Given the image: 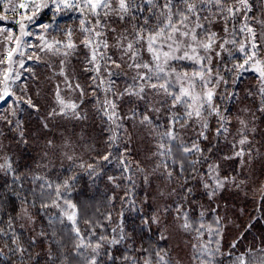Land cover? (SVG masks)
<instances>
[{
  "label": "trees",
  "instance_id": "16d2710c",
  "mask_svg": "<svg viewBox=\"0 0 264 264\" xmlns=\"http://www.w3.org/2000/svg\"><path fill=\"white\" fill-rule=\"evenodd\" d=\"M198 7L204 8L199 13L202 17L209 16L210 18L216 12V9L212 10V5H198ZM42 10L34 23L24 22L27 28L35 29L42 23L48 22L51 12ZM143 15H147V13ZM79 16L81 15L76 17ZM76 17L73 18L70 11L63 13L59 25L56 26V31L60 29L63 22L70 24ZM127 23H129L128 27H131L133 21ZM140 23L143 24L142 19ZM156 23V19L152 18L149 27ZM226 47L234 50L232 44L230 47ZM234 55L235 61L229 58L227 52L222 53L224 62L229 66L233 62H243L242 55ZM218 59L213 56L214 65ZM173 66L180 72L187 71L189 75L198 69V65L188 61H175ZM220 66L223 67V65ZM140 71L145 70L141 69ZM135 73L136 70L132 75L134 76ZM119 79L120 84L115 92L117 96L124 93L125 89L130 86L133 89L138 88L132 78L122 76ZM228 79V91H235L237 95L231 99L224 98L225 86L221 85L222 88L217 90L218 95L214 98V104L220 107L221 112L229 120L226 125L228 131L217 136L216 129L219 127V118L214 115L207 117L208 139L200 141V147L204 150L207 160L195 166L196 172H193L191 161L199 157L200 153L188 154L186 157L180 147L182 142L190 147L191 141L197 139L196 133L200 129L195 123L187 129L177 126L179 138L172 144L171 155L165 153L161 156L158 154L161 151L159 148L161 142L165 143V147H168L170 143L161 141L160 137V133L167 127L168 116V113L162 110L160 114H150L155 123L162 125L157 131H153L152 126H141L138 120L123 121L127 132L122 136L119 147L112 149L116 158L112 159L111 163L99 158L110 150L107 138L113 134L109 129L114 125L107 122L105 117L98 112L77 120L80 123H70L69 126L73 125L70 128L73 129L74 134H76L75 131L84 133L85 143L82 145L86 146V151H89V157L94 154L93 158L86 159V162L71 160L68 164L54 169L50 174L43 173L37 166V156H39L37 151L44 148L41 143L48 137L46 135L48 131L42 128L39 119L36 118L37 113L25 107L20 108L24 112L18 110L17 116L10 118L14 122L19 120L24 124L27 143L23 144L20 137L21 125L18 128L15 123L7 124L0 130V148L1 145L6 147L7 144L9 148V157L0 169V264H91L95 253L89 245L94 246L101 235H105L109 239L118 238L120 235H124L126 238L121 244L111 247L104 243V246L98 250L100 255L96 257L97 264H133V261H136L137 264H144L146 258H150L155 264L157 252L165 256V264H174L168 250L169 246L162 238L160 227L155 223L143 224V220H150L156 216L157 210H163L167 215L173 216L175 222L176 220L179 222L183 238L186 241L190 240L196 264H234L233 257L223 252L226 250L219 243V232L214 231L218 229L216 220L213 219L214 215L200 216L201 212L214 211L217 203L221 200L220 197L218 198L219 194H217L216 188V194L209 199L207 193L214 188L215 181L211 182V188L206 189L204 183L208 177L202 176V173L207 171L209 164L219 166L217 171L211 175L222 180L225 177L228 178L223 186L227 189L223 195L224 201L228 203L229 211L236 215L239 214L241 208L243 214L241 216L239 214L238 221L240 229L249 228L252 225L257 229L260 226L259 215H262L264 210V189L259 188V184L257 182L253 184L252 181L259 180L256 179L257 175L255 176V174L261 168L258 159L264 154L262 141L255 143L256 134L261 135V138L264 139V112L258 110L261 107L259 96L247 95L249 91L257 92V75L253 71L249 70L243 73L235 85L231 83V76ZM112 99H114L113 94ZM148 99L153 100L154 98L149 94ZM240 103L244 109H248L247 112L245 111L247 128L244 129V133L249 143L238 147L239 144H236L238 140L232 138L238 136H240L238 138H242L241 131L238 130L237 123L235 125L234 119L236 104ZM116 104H118L117 111L122 116L131 115L133 109L143 114L149 107L144 100L128 95L120 97L119 100H116ZM125 107L127 109L123 112ZM176 111L182 113L183 109ZM86 112L88 113L89 110ZM129 135L136 140V146H133L129 141ZM234 143L236 148H233ZM125 147L129 150L127 158L132 165L131 173L122 172L121 167L118 166L120 154ZM210 147L211 151L209 152ZM241 147L245 150V155L242 158L243 164L240 157L225 159L226 156L234 157L235 152ZM252 158L256 160L255 164H249ZM89 164L96 165L95 172L98 175H88L87 166ZM137 164L143 169L142 172L136 170ZM158 164L159 167H157ZM165 164L168 165L167 170L164 167ZM8 165L11 166V170H7ZM181 165H183V171H181ZM149 166H154L155 170L163 172L167 177V171H172V177H168V183L162 182V178L160 181L169 186L168 194H171L170 197L174 194L173 200L172 197L170 199L167 197V200L163 199L164 197L158 198L156 189L152 188L154 183L149 178L148 182H145L146 168ZM129 175L132 176L134 185L128 181L127 176ZM71 176H75L76 179L70 192L65 191V196L77 205V226L81 232L80 237L76 236L71 222L61 216L59 209L42 206L45 203L51 204V201L56 199L54 192L56 184H63ZM15 177L19 179H14ZM109 177L114 179L110 181ZM48 182L52 183V190L41 189L40 185ZM243 182H250V186L243 187L245 185ZM259 183L262 182L259 181ZM189 188L192 190L191 194L187 191ZM130 189L131 194L128 197L130 203L125 204L122 197ZM163 190L166 194L167 190ZM41 192L45 194L42 196ZM49 192H51L50 196ZM59 203L62 207L64 206L63 200H60ZM165 207L168 211L164 210ZM25 208H27V214L24 212ZM177 208L180 209L179 212H177ZM109 213H111V220L108 219ZM184 213H187V219L193 225L187 230L183 228ZM23 215L28 216V221L22 219ZM50 219L55 222L50 224ZM113 229L116 231L113 232ZM93 232L95 235L92 234ZM13 240H16L15 244L12 242ZM81 242L84 246L78 248L77 245ZM19 249H24V251L21 252ZM109 255L113 259H109ZM125 256H130L132 259L125 260L123 259Z\"/></svg>",
  "mask_w": 264,
  "mask_h": 264
},
{
  "label": "snow or ice",
  "instance_id": "6c2138e0",
  "mask_svg": "<svg viewBox=\"0 0 264 264\" xmlns=\"http://www.w3.org/2000/svg\"><path fill=\"white\" fill-rule=\"evenodd\" d=\"M5 0H0V3H4ZM11 0H8L10 4ZM236 3L243 5V10L245 11L244 23L239 29L240 33H246L250 39L245 40V42H239L235 38L231 40H219L217 33L210 31L208 25L217 22L218 20L225 21V33L228 32L227 21L234 20L236 15L241 12V8L236 7L235 4H230L229 0H40L36 3L35 0L31 5L26 3H20L17 7L18 9L27 10L31 7L34 10L32 16H27V21L29 24L34 23L37 18V13L41 9H47L53 11V17L55 18L56 13H59L65 9H80L81 15L84 12H88L90 15L85 19L80 20L81 31L90 34L89 37L83 41L86 48L90 49V58L86 57V63L92 65V67L86 68L85 71H95L97 75L100 73V61L105 60L109 65H114L116 69L122 67L121 63L111 55L107 54L109 48H116L120 51V61H124L127 57V68L135 69L136 73L132 76V79L136 82L138 86L137 89H133L131 86L126 88L124 93H120L119 96L113 91L112 87L109 86L105 89L106 92H112L114 99L105 98L103 104H100L99 111L105 117L107 122L114 125L110 128L113 134L107 138V143L109 145V152L99 159L108 163L112 162V159L116 157L113 155L112 149L118 148L121 142V138L127 129L123 123L124 120H138L139 124L144 127L152 126L153 131L159 130L162 125L157 124L152 119L151 113L160 114L163 111L168 113L167 116V127L163 132L160 133L161 141H168L169 146L165 147V143L161 142L159 148L161 151L158 153L163 156L167 153L169 156L172 153V144L179 138V132L177 131V126L183 129L192 127L193 123L200 129L196 133L197 139L191 141V146L189 147L185 143H181L185 156L188 154L200 153L199 157L191 161L193 166V172H196V165L206 162L207 157L204 155V150L200 147V141L208 139L209 124L207 117L216 116L219 118V127L216 129V135L219 136L228 131L226 125L229 123L227 116L221 112L220 107L214 104V98L218 95V89L221 85L225 86L224 98L231 99L237 95L235 91H228L229 79L231 76V83L235 85L240 79L243 73L249 70L257 73L258 88L257 92L253 93L249 91L247 95L254 96L258 95L260 98L261 107L258 109L264 112V59H261L259 53L261 51V37H258L256 30L248 23L252 17L247 15V12L251 11V6L248 0H236ZM198 5H212L215 7L216 12L213 14L212 18L209 16H200L199 13L204 10L203 7H198ZM12 11L17 9L13 8ZM101 12H103V17L107 19L110 15L117 17L118 21L127 23L133 21L131 24V31L125 28L122 32L117 33L113 37L114 43H109L107 32L108 31L117 32L116 28L111 27L102 20ZM141 15H137V14ZM147 13V15H143ZM7 17H2L0 19H6ZM152 18H155L157 23L149 27ZM143 20V24L140 20ZM201 21H206L207 23H202ZM262 26H264V21H257ZM91 24L92 27L87 25ZM194 24V26H193ZM52 25L44 24L42 27L46 31ZM27 25L24 22H20L21 36L15 37L16 48H10L7 52V58L0 57V65L7 64L8 67L0 69V106L7 105L11 111L7 114H0V120H4L8 124H13L19 128L21 121L16 120L15 122L10 117H15L16 113L20 109L21 104H27L29 108H35L36 105L33 104L30 97L26 95H16L13 90V85H16V81L20 79V73H14L12 68L14 54L19 52V55L23 56L24 52L19 51L22 37L27 36L30 33L26 31ZM199 30V31H198ZM235 32V29L233 30ZM68 42L63 44L65 51L63 55L68 57L76 49V45L71 41V30L67 33ZM9 41L13 39L11 35L7 37ZM43 41L44 37L40 36ZM56 45H61V41H56ZM219 44V50L216 49V45ZM232 44L234 47L239 44L237 51L242 54L241 59L243 62H233L231 66L226 64L223 60L222 53L227 52L231 60L235 61L236 57L234 52L228 49L226 46ZM54 45L45 43L41 51L47 50L49 52L53 51ZM150 54L151 59L145 61L142 56V50ZM56 52H60V48H56ZM213 53L215 57L219 58L216 65L213 64ZM31 59V57H29ZM39 60V56L36 57ZM175 61H192L194 64L198 65V69L194 71L191 76L187 71L180 72L173 62ZM65 61H61L63 65ZM220 65H223L221 67ZM20 67H24V62L20 61ZM144 69L145 71H140ZM108 76L117 77L120 75L119 72L112 71L111 67L105 69ZM60 75H64L63 68L61 69ZM67 79V77H66ZM95 80V77H93ZM103 83V81H101ZM115 80H111L110 84H114ZM176 85H179L177 88ZM69 89H72V85H67ZM20 88L19 85H16ZM77 89H80L81 95H84L83 89L79 84L76 85ZM26 94V86L20 89ZM149 94L153 96V100H149ZM57 102L62 105L60 112L58 114L65 115V109H71L73 115L77 119H82L79 113L76 111L79 107L76 103L66 104L65 101L60 97L59 89L57 91ZM123 95L135 96L141 100H144L149 107L146 113H138L135 109L131 111V115L122 116L117 111L116 99L122 97ZM163 96L162 99H156ZM99 104V101L97 102ZM159 105V106H157ZM177 109H183V112L176 111ZM248 111V109H244ZM55 114V110H54ZM243 126L241 129L242 138L238 141L239 145H245L249 143L244 129L247 128V122L243 119L239 121ZM47 127V125H45ZM21 136L23 135L21 131ZM131 137L129 135V141ZM51 144V142H49ZM233 148H236V144H233ZM128 148L125 147L124 151L121 152V158L119 159V167H121L122 172L131 173L132 165L128 155ZM211 151V147L208 149ZM245 155L244 148H240L235 152L234 157L226 156L225 159H233L235 157L241 158V163L243 164V156ZM250 155V153H249ZM69 159H72L69 157ZM99 163V161H98ZM160 165L158 164L157 167ZM83 167V165H81ZM88 175L92 176L97 174L95 172L96 165L89 164ZM165 169H168V165H164ZM218 165L209 164L206 172L202 173V176H207L208 180L204 183L206 189L211 188V182L215 181V187H223L228 181L225 177L223 180L217 177H213L211 173L217 171ZM7 170H11V166H7ZM137 171H143V169L137 164ZM183 165H181V171H183ZM155 171V170H154ZM169 178L172 177V171H167ZM14 179H19L15 177ZM37 179H40L37 177ZM76 177L71 176L63 182V184L57 183L54 189L56 199L51 201V204L45 203L42 206L44 208L56 207L60 210L61 216L66 218L67 221L71 222L72 229L77 237L81 236L79 227L77 226V205L71 202L65 196V191L70 192L71 187L75 182ZM114 178L109 177L112 181ZM128 181L134 185L132 181V176H127ZM145 182H148V177H144ZM234 179V178H232ZM186 183V182H185ZM41 189L52 190L53 185L51 182L46 184L42 183L40 185ZM119 187V185H117ZM188 193L191 194V189H187ZM45 193L41 192L43 196ZM131 194V189L126 192L122 200L125 204H129L128 197ZM209 199H211L215 194V188H213L208 193ZM18 195V194H17ZM51 195V192L48 193ZM163 195V193H161ZM115 199V197H113ZM60 200L64 201V206L62 207L59 203ZM27 203V201H24ZM131 206V205H130ZM168 211L167 207L164 209ZM180 209L177 208V212ZM25 214H27V208L24 209ZM123 215V213H121ZM200 216L203 217L204 213L201 212ZM185 223L183 224L184 229H190L193 227L187 219V213H184ZM60 219V217H57ZM108 219L111 220V213L108 215ZM50 224L55 221L50 219ZM63 222V220H61ZM152 223L159 224V216H153L150 220H143V224L150 225ZM219 220H217V224ZM102 226V225H101ZM203 227V225H201ZM113 232L116 230L113 229ZM199 231V229H197ZM95 235V232L92 233ZM126 237L120 235L117 237H112L109 239L105 235H101L96 241L95 245L92 246L93 253L95 255L92 257L91 264H97L96 257L100 255L99 249L107 243L109 247L121 244ZM163 238V237H162ZM14 244L16 240L12 241ZM83 242L78 244L77 247H83ZM131 247V246H130ZM11 250V249H10ZM21 252L24 249H19ZM146 251V250H144ZM157 260L155 264H165V256L161 255L159 252L156 254ZM109 259H113L109 255ZM125 260H131L132 257L125 256ZM133 264H137L133 261ZM144 264H153L150 258L144 260Z\"/></svg>",
  "mask_w": 264,
  "mask_h": 264
},
{
  "label": "rangeland",
  "instance_id": "374dc122",
  "mask_svg": "<svg viewBox=\"0 0 264 264\" xmlns=\"http://www.w3.org/2000/svg\"><path fill=\"white\" fill-rule=\"evenodd\" d=\"M32 2L33 0H11L9 4L8 0H5L4 3H0V18L7 17L6 19H0V57L6 59L8 50L10 48H16L15 37L21 36L20 22H26L28 24L27 16H32L34 14V10L31 7L25 10L18 9L17 6L20 3L31 5ZM35 2L39 3L40 0H35ZM229 3L235 4L236 7L241 8V12L236 15L234 20L227 21L228 32L225 33L224 31L226 26L224 20H218L217 22L210 24L208 28L210 31L217 33L219 40H231L235 38L241 43L245 42V40L250 39V37H248L246 33L239 32L240 27L245 22L243 5L236 3V0H229ZM248 3L251 6V11L247 12V15L252 17L248 23L256 30L258 37L264 38V26L257 23V21H264V0H248ZM13 8L17 10L12 11L11 9ZM211 8L212 10L215 9L214 6ZM53 11L55 10L53 9ZM53 11H50V21L48 20V22L42 23L35 27V29L26 27L25 30L30 34L22 37L19 49V51L24 52V55L21 56L19 55V52H17L14 54L12 63L14 73H20V79L16 81V85H19L20 88L13 85V90L16 92V95H26V97H30L33 104L36 105L35 108H29L27 104H21L20 108L25 107L26 109L37 113L38 116L36 118L39 119L42 128L48 131L46 133L48 137L43 143H41V145H44V148L37 151V154L39 155L37 156V166L40 171L46 174H50L54 169L56 170L58 167L68 164L71 160L85 161L86 159H92L94 156L93 154L89 157V151H86V146L82 145L85 143L83 137L84 133H81L80 131L77 133L75 131L76 134H74L73 129L70 128L73 125L69 126L70 123H80V121H77L80 119L75 118L71 109H65V115L58 114L62 107V105L57 102L56 94L58 89L60 97L66 104L76 103L79 106L76 111L84 118L95 112L101 113L99 111L100 104H103L106 97L112 99L113 94L112 92H106L105 89L111 86L113 91L116 92L120 84V81L118 82V80H120L119 78L122 76L132 78V73L135 70L127 68V57H125L124 61H120L121 53L113 47L107 50V54L111 55L113 59L119 61L122 65L121 68L116 69L114 65H109L105 60H101L99 75H97L95 71H85L86 68L92 67V65L86 63V57L90 58L91 55L90 49L86 48L83 44V41L86 37H89L90 34L81 31L80 20L85 19L90 14L85 11L84 14L81 15L80 9H65L56 13L54 18ZM69 11L73 14V18L78 15L81 16L76 17V19L70 24L63 22L60 29L56 31V26L59 25L62 14ZM38 14L39 13L36 15ZM100 18L104 20L106 24L117 29L116 33L108 31L107 28L104 29V31L107 32L110 44L114 43L113 37L116 36L117 33L122 32L125 28L131 31V27H128L129 23L118 21L117 17L114 15H110L105 19L103 17V12H101ZM204 23L207 22L205 21ZM44 24H51L52 26L45 31L42 27ZM87 26L92 27L91 24ZM234 29L235 32L233 31ZM69 30H71L72 33L71 41L76 45V49L72 55L65 57L63 55V52L65 51L63 44L68 42L67 33ZM9 35L13 37L11 41L7 39ZM40 36L44 37L43 41L40 39ZM56 41H61L62 44L56 45ZM45 43L53 44V51H41V48L44 47ZM227 46L230 47L231 44H228ZM238 47L239 44H237L232 51L234 54L242 55L237 51ZM56 48H60V52H56ZM218 48L219 44L216 45L217 50ZM212 55L215 56V53ZM37 56H39V60L36 59ZM142 56L145 61L151 59V56L146 49L142 50ZM259 56L261 59H264V39H261V51ZM29 57H31V59ZM62 60L65 61L63 65L61 64ZM20 61L24 62L23 68L20 67ZM7 67V64L0 65V69ZM108 67H111L114 72H119L120 75L110 78L105 70ZM62 68L64 75H60ZM255 74L258 75L257 73ZM93 77H95V80ZM111 80H115V83L110 84ZM101 81H103V83H101ZM258 83L257 80V86ZM68 84L72 85V89L68 88ZM77 84L83 89L84 95H81L80 89L76 88ZM25 86L27 88L26 94L20 90ZM0 87H2V85H0ZM176 87L178 88L179 85H176ZM221 88L222 87L220 86L219 89ZM162 97L163 96L161 95L160 98L162 99ZM116 100H119V98ZM98 101L99 104L97 103ZM236 105L237 107L235 108L234 114L235 125L237 123V128L241 131L243 126L239 121L241 119L246 121L247 117L244 108L242 107L243 105L241 103ZM126 107L123 109V112L127 109ZM86 110H89V112L87 113ZM10 111L11 109L7 105L0 106V114H7ZM21 111L24 112L23 109ZM119 111H121L120 108ZM7 124L8 123L4 120H0V130L4 126H7ZM20 125L23 133L22 136L20 134V137L23 140V144H25L27 143V136L24 135L26 130L23 123ZM45 125H47V127H45ZM133 128L135 127L133 126ZM238 137L232 139L236 138L239 141L241 138ZM256 137L257 140L255 143L262 141L261 143H263L264 148V139L261 138V135L256 134ZM49 142H51V144ZM130 142L133 146H136L137 142L133 136L131 137ZM236 144L238 145V143ZM7 146L8 144L6 147L5 145H1L2 149L0 148V169L1 165L7 160V157H9V148ZM238 147H240V145H238ZM262 152H264V149ZM69 157L72 159H69ZM258 160L261 168L256 171L255 176L257 175L256 179L259 180H254L252 183L255 184L257 182L259 184L258 187L264 189V154H262ZM254 161L256 160L252 158L249 161V164H255ZM153 167H147L146 173L149 180L154 183L152 188L156 189L157 197H164L163 199L165 200L172 197L173 200L175 197L174 194L171 197V194H168L169 186L165 185V183L162 184L163 181L168 183V177L165 176L163 172L155 170ZM160 178H162V182L160 181ZM259 181L262 183H259ZM244 184L243 187L250 186V182H245ZM214 188H216L215 183ZM163 189L167 190L166 194H164ZM219 189L220 188H216L218 192L217 194H219L218 198L220 197L221 199L220 202L217 203L214 211H206L204 212V215H214L213 219L216 220V224L217 220H219V223L217 224L218 229H215L214 231L219 232V243H221L222 248L226 250L223 252H226V254L228 253V255L233 257L234 264H264V210L263 214L259 215L258 223L260 226L257 229L253 227V225L249 228L240 229L241 227H239L238 221L240 218L239 214L240 216L243 214L241 213V208L239 209V214L235 215L231 213L228 208V203L224 201L225 197L223 194H225L227 189H225V187H222L221 191H219ZM246 190H248V188H246ZM161 193H163V195H161ZM156 216H159L160 218V223L157 224V226L160 227L163 240L169 246L167 247L174 264H196L190 246V240L186 241L183 238L179 222L177 220L175 222L174 218H172L173 216L167 215L163 210H157ZM22 219L28 221V216L23 215Z\"/></svg>",
  "mask_w": 264,
  "mask_h": 264
}]
</instances>
